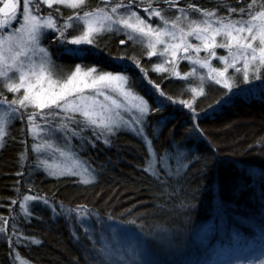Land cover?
Listing matches in <instances>:
<instances>
[{"label": "trees", "instance_id": "16d2710c", "mask_svg": "<svg viewBox=\"0 0 264 264\" xmlns=\"http://www.w3.org/2000/svg\"><path fill=\"white\" fill-rule=\"evenodd\" d=\"M187 2L198 8L218 9L220 15H227L218 0ZM225 2L239 9L251 0ZM96 6L103 7L101 0H89V8ZM153 6L166 7L163 3ZM56 7L53 5L48 9L53 16L57 15L54 10ZM179 7H185V3H180ZM59 10L65 17L71 14L63 6ZM139 11L155 26V17L149 19L143 8ZM176 14L175 11L165 13L169 18ZM190 15L194 19L199 18L196 13ZM13 26L16 27V24ZM55 36L49 31L44 44L56 65L63 66L57 68L60 76L74 70L76 63L95 66L99 71H122L130 78L131 90L148 100L151 108L157 106L147 93V80L160 84L161 90L177 102H169L160 112L150 111L142 122L144 133L152 141V148L157 153L155 158L159 160L160 156L166 154L165 150L171 154L184 145L182 151H190L199 156L201 161L206 160L207 167L191 159L187 167L182 169L181 175L171 180L174 194L170 198L167 195L158 196L162 191L161 186L150 173L144 171L146 159L152 156L144 137L137 134L138 125L117 128L107 137L110 143L105 144V137L101 135L97 139L93 127H85L77 114L81 124L69 125L70 139L67 145L95 175L93 183L83 184L80 176H52L41 169L40 156L32 148L37 140L27 129L26 121L14 120L8 128L4 146L0 148V216L8 220V235L13 241L10 245L0 234V264H13L10 250L18 252L30 264H73L77 259L79 264H87L81 243L72 235L74 222L70 224L64 217L53 218L51 211L36 201L28 204L32 216L25 219L18 197L37 193L62 202L65 208L86 205L92 216L84 219L89 224L95 223L97 228L105 222L115 225L116 221L107 219L112 216L119 221L135 219L136 225L143 224L144 230L150 233L156 231L157 225L171 229L179 244L177 249L165 251L158 247L151 236L141 237L150 242L155 252L154 258L160 264H229L259 257L264 250V239H261L264 233V144L258 143L264 139V89L238 93L227 100L233 91L228 92L224 86L206 81L205 95L194 100L195 119L192 110L179 103L180 100L193 101L194 94L185 90L189 83L168 73L155 72L154 65L162 63V59L142 54L144 50L141 45L128 41L125 33H105L98 37L101 53L84 61L59 55ZM120 40H125V44L121 45ZM106 53H111L112 57L138 58L140 67L148 70L147 80L143 79L140 69L131 61L125 59L113 62ZM187 65V61H182L178 70L182 74L190 71ZM213 66L217 67L214 62ZM190 83L192 87L199 86L194 78H190ZM0 92L9 100L13 98V94L2 87ZM221 97L223 101L216 105L215 101ZM195 125L199 128L195 129ZM73 128L79 135L71 134ZM26 149L27 159L21 162L20 154ZM166 163L175 166L176 161L168 159ZM157 167H160L159 163ZM13 200L17 203L13 204ZM182 201L188 203L181 207ZM14 223L15 233L12 230ZM136 225L122 227L139 235L140 230ZM77 234H80L79 229ZM26 237H35L41 243L35 244L31 239L26 240ZM226 247L229 250L225 258L212 260V254L217 249L221 252Z\"/></svg>", "mask_w": 264, "mask_h": 264}, {"label": "snow or ice", "instance_id": "6c2138e0", "mask_svg": "<svg viewBox=\"0 0 264 264\" xmlns=\"http://www.w3.org/2000/svg\"><path fill=\"white\" fill-rule=\"evenodd\" d=\"M101 2L103 7L89 8V0H23L21 10L20 0H0V87L13 94V98L9 100L0 92V148L4 146L10 124L17 119L26 121V127L34 139L41 141L32 145L38 153L45 148L53 149V144L44 139L42 134L54 136L57 127L65 131L63 139L67 143L70 139L69 125L81 124L77 114L82 118L85 127H93L97 139L101 135L105 137V144L110 143L108 135L113 134L122 123L129 127L134 123L140 125L138 130H134L144 137L152 156L151 159H146L144 171L150 173L161 186L162 191L157 195H167L170 198L175 192L171 180L181 175L182 169L187 167L191 159H196L207 167L206 160L201 161L199 156L190 151H182L184 145H180L171 154L169 150H165L166 154L160 156L159 160L155 158L157 153L152 148V141L144 133L142 121L150 111L160 112L169 102L174 104L177 101L162 91L160 84L147 80L148 70L140 67L139 59L134 56L112 57L111 53H106L113 62L126 59L140 69L143 79L149 85L147 93L157 106L155 108H151L148 100L131 90L130 78L122 71H99L95 66L76 63L74 70L60 76L57 68L63 66L56 65L48 48L42 45V40L50 30L56 34L54 42L60 49L59 55L84 61L101 53L98 37L105 33H125L128 41L141 45L144 50L142 54L162 59V63L154 65L155 72L168 73L189 83L185 90L194 94L193 101L180 100L179 103L192 110L195 118L194 100L205 95L206 81L222 84L231 92L235 86V74L241 76L242 82L264 77V0H251L239 9L225 0H218L219 6L224 8L227 15H220L218 9L198 8L187 0ZM182 2L185 7H179ZM161 3L166 7L153 6ZM41 4L49 8L56 5L54 10L57 15L53 16L51 12L44 15L40 10ZM60 6L69 9L71 14L65 17L59 10ZM141 8L149 19H157L155 26L140 15ZM168 11H175L177 14L169 18L165 15ZM190 13L198 14L199 18H192ZM14 23L16 27H13ZM119 43L124 45L125 40H120ZM218 48L225 49L227 54L218 57ZM201 51L206 53L203 58L200 56ZM213 59L221 61L222 67H214ZM181 60L190 63V71L182 74L178 70ZM198 68L207 71L201 74ZM229 69L235 70L231 77ZM190 78L198 81L199 86L192 87ZM86 90H91L93 94L88 95ZM108 91L118 93L124 103L121 104L111 95H107ZM99 96H103V101L98 99ZM222 101L223 97L215 101V104L219 105ZM122 107L137 110L140 119L134 122L116 119L114 110ZM61 115L63 119L53 123ZM41 120L43 124L40 123ZM194 128L198 129L199 126L195 125ZM71 134L79 135L74 128L71 129ZM258 143L264 144V139ZM54 151L61 156L70 155L60 148H55ZM20 159L21 162L27 159V149L20 154ZM168 159H175V166L167 164ZM40 163L48 167L49 175L52 176H80L83 184L95 181L93 171L79 166V162L74 166L79 167V170L69 166H51L46 160ZM158 163L160 167H157ZM28 187L31 188V185ZM18 199L26 220L32 216L28 209L29 202L36 201L46 206L53 218L64 217L70 224L74 222L72 235L81 243L87 264H160L154 258L155 252L150 242L141 239L142 236H151L158 247L165 251L179 248L172 230L165 226L157 225L156 231L150 233L144 230L143 224L136 225L135 219L119 221L116 217L108 216V220L116 221L115 225L105 222L97 228L95 223L89 224L84 219L92 216L86 205L65 208L62 202L50 200L38 193L23 195ZM12 203L17 201L13 200ZM186 203L188 202L182 201L181 207ZM7 225L8 220L0 216V234L11 245L13 241L8 235ZM122 225H136L140 234H133ZM77 229L80 234H77ZM12 230L13 233L16 232L15 223ZM17 239L19 240L18 237ZM25 239H31L35 244L41 243L35 237ZM261 239H264V233ZM85 241L90 243H84ZM9 255L13 257V264H30L14 250H10ZM73 264H79V260H74ZM229 264H264V250L259 257L246 261L236 260Z\"/></svg>", "mask_w": 264, "mask_h": 264}, {"label": "rangeland", "instance_id": "374dc122", "mask_svg": "<svg viewBox=\"0 0 264 264\" xmlns=\"http://www.w3.org/2000/svg\"><path fill=\"white\" fill-rule=\"evenodd\" d=\"M20 3L22 5L23 4V0H20ZM48 9H49V7L47 5H43V4L40 5V10H41V12L44 15H47L49 13ZM54 16H56V15H54ZM155 21L158 22L157 19H155ZM60 22L61 21L58 18V23H60ZM13 27H15V26H13ZM192 42L196 43L195 40H193ZM42 45L45 47L44 39L42 40ZM226 54H227V51L225 49H219V48L217 49V56L218 57L222 56V55H226ZM200 56L203 58L204 56H206V53L204 51H201ZM182 61H186V60H181L179 62V66H180V63ZM213 62L217 65V67H222V62L219 61L218 59H213L212 60V64H213ZM187 67L190 70L191 65H190L189 62H188ZM178 69H179V67H178ZM206 71H207L206 69H200V73H202V74L204 72H206ZM234 74H235V70L234 69H229V76L231 77ZM235 77H236L235 78V86L232 89L233 92L231 91L232 94L229 95L226 98L227 100H228V98L230 96H234L235 94H238V93H240V94L253 93V92H257L259 89H264V78H262V79H250L249 81L242 82V78H241V76L239 74H235ZM239 82H241V83L239 84ZM219 85H222V84H219ZM86 93L88 95H92L93 94L91 92V90H86ZM106 94L107 95H111L114 99L118 100L121 104L124 103L123 98L120 97L118 93H114V92L108 91ZM98 99L103 101L104 98H103V96H99ZM113 115H114V117L116 119L122 120V121H132V122H134L137 119H140L138 111L135 110V109H132L130 107H127V108L122 107L119 110H114ZM145 118L146 117H144V119ZM62 119H63V115H61L60 117H57L56 121H53V123H56V122H58L59 120H62ZM195 119H197V117ZM40 123L43 124V122H41V121H40ZM133 125H137V124L133 123ZM119 127L132 128V127H129V126L123 124V123ZM138 127H140V125H138ZM42 135H43L44 139L49 140L53 144V149L45 148V149H42L39 153L35 150V152L37 153L38 157L40 156L39 159L41 161H45L46 160L48 162V165H51V166L60 165L61 167H65V166L74 167L76 165V162H79V166L86 167L76 157V155L69 150V147H68L67 143L63 139L64 136H65L63 130L56 129V132H55L54 136H48L46 134H42ZM39 142H41V141L37 140V143H39ZM55 148H60L64 152L70 153V155L61 156L58 152L54 151ZM39 165H40L41 169L43 168L45 171L49 172L48 167H46L44 164L41 163ZM74 170H79V167H74ZM30 202H32V201H30ZM228 250H229V247L224 248L221 252H220L219 249H217L212 254V256H213L212 260H214V261L222 260L223 258H225V253H227Z\"/></svg>", "mask_w": 264, "mask_h": 264}]
</instances>
